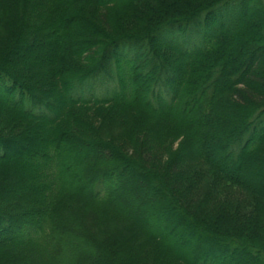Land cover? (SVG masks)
<instances>
[{
	"label": "trees",
	"instance_id": "obj_1",
	"mask_svg": "<svg viewBox=\"0 0 264 264\" xmlns=\"http://www.w3.org/2000/svg\"><path fill=\"white\" fill-rule=\"evenodd\" d=\"M70 1L73 10L67 13L63 11L62 0H0V8L12 16L9 17L12 38L4 47L3 59L0 57V103L12 111L10 114L23 119L24 129L32 128L40 133V144L30 153L38 156L40 161L28 169L31 172L28 180L41 181L34 189L36 199L31 201V205H37L23 208L14 215L8 214L13 207L0 206V264H68L69 257L77 259L73 253V242L76 244L77 240L61 241L67 234L86 242H89L88 235L94 237L76 229L81 227L88 231L81 216L87 211L94 214L98 224L109 229L110 238L106 245L96 240V244L90 242L101 248L111 264H219L211 254L191 262L181 254V249L171 248L165 236H158L146 227L147 222L140 216L123 212L114 204L116 185L120 186V180L131 167L136 176L147 180L154 190L165 196L166 208L184 225H189L206 241L219 244L229 256L243 253L257 264H264V184H249L238 172L252 158L264 164V0H205L197 6L198 12L192 10L189 14L184 12L187 11L183 8L185 0ZM230 9L234 12L225 18ZM257 10L260 11L258 16ZM248 16H254V19L247 21ZM214 18L217 28H209ZM79 23L91 39L95 35L98 37L80 44L81 31L72 32L78 29ZM148 23L151 26L147 30L144 24ZM220 23L222 25L218 26ZM121 24L139 29L132 33L117 30ZM98 25L104 28V33L99 32ZM253 25L255 37L243 49L245 58L238 68L239 62L230 57L222 58L221 53L226 52L227 38H237L244 28L248 31ZM41 34H56L55 37H61L62 42L54 47L49 66L31 61L38 63L36 69L42 73L39 77L43 86L39 87L40 84L27 83L18 70L7 65V60L16 49L31 45ZM77 47L84 49L80 50L81 55L75 54L79 52L75 50ZM169 52H176L187 63L195 59L198 64L190 70H183L185 77L179 80L176 67L181 66L166 56ZM258 59L262 61L256 66ZM123 64L128 66L125 74ZM73 66L75 69L69 70ZM48 73L50 76H46ZM95 80L100 83L99 94L92 86ZM142 82L144 89L141 90ZM188 84L190 86L186 88ZM191 84L198 89L197 96L191 93ZM91 104H113L116 107L129 104L152 111L158 121L161 119L158 126H151L153 145L147 146V132L142 130L143 127L150 130L148 118L139 115L131 117L127 124L135 131L129 134L127 130L122 134L124 138L120 136L122 142L129 139L130 154L96 136L83 140L75 138L67 128V118ZM190 105L195 111L200 108L210 116L216 110L217 126L234 125L230 131L234 135L225 138L221 149L216 142L221 154H193L198 137L192 135V127L186 130L187 124L183 122L184 112ZM175 111L180 114L179 124H184V132L191 134L183 135L184 141L172 151L170 144L166 143L182 137L178 136L182 130L177 116H171ZM10 120L14 121L13 117L6 114L0 118V126L9 125ZM21 128L19 124L17 131L15 128L12 131L21 133ZM215 128L211 125L209 129ZM7 129L11 130V126ZM74 133L77 135L76 131ZM67 134L71 137L69 143ZM16 138H0V168L11 170L9 179L11 176L19 178L22 185L23 157L9 154L11 145L21 139ZM71 139L79 146L87 144L105 154L108 151L106 159L111 162L117 158L115 155L122 152L123 156L116 169L100 174L82 191L81 187L73 186L67 180L68 175L65 176L70 164L63 162L60 143L70 148ZM158 140L162 143L157 144ZM199 157L213 165L218 181L229 182L239 189V201L234 203L209 196L202 202L200 187L191 182L189 168V162ZM6 183L8 185L1 188V195H6L9 190L6 188L12 185ZM21 185L18 188L24 186ZM11 198L30 204V200L21 201L16 195ZM244 198L256 205L252 214L240 211L249 203L241 200ZM125 215L136 226L134 235L124 234L119 229V224L124 222L120 217L125 218ZM60 244L67 245L71 253H62Z\"/></svg>",
	"mask_w": 264,
	"mask_h": 264
},
{
	"label": "rangeland",
	"instance_id": "obj_2",
	"mask_svg": "<svg viewBox=\"0 0 264 264\" xmlns=\"http://www.w3.org/2000/svg\"><path fill=\"white\" fill-rule=\"evenodd\" d=\"M203 1L205 0H185L183 2L184 3L183 8L187 11L184 12H187L188 14L192 10L198 12L197 6H199ZM62 3H64L63 11H66L67 13L72 12L73 4L71 3L70 0H62ZM252 9L255 11L253 6ZM233 12L234 9H230V11H228V15L225 18H229ZM258 12L260 11L257 10V14H256L257 16H258ZM105 13L107 12H104V14ZM9 17L12 16L11 15L9 16L7 11H5L3 8H0V57L5 50L4 47L8 45L9 41H11L10 39L12 38V36L10 35L12 31L9 21L11 19ZM249 17L250 16L247 17V21L254 19L253 18L254 16L252 18ZM215 22H216V18L211 19L209 23V28L211 26H216ZM221 25L222 23H220L218 26ZM144 26H146L145 28H147L148 30L151 25L150 23H148L147 25L144 24ZM77 28H78L77 30H72V32L75 33L77 31L78 32L81 31L82 34L81 38L78 39V41H80L79 42L80 44L84 41H89L98 37L95 35L92 36L93 38L91 39L90 35L85 31L83 25L80 23L78 24ZM214 28H217V26ZM254 28H255L254 25L251 26V28L248 31H246V28H244L241 31V34H238L239 36L237 38L234 37L227 38L229 42L226 43L227 44V46L225 47L226 52L225 54L221 53V57L225 59L230 57L235 61L239 62V64L243 62L245 58V52H244L245 50L243 49H245V47L249 45V42H252L250 39L255 37L253 36ZM138 29L139 28L134 25L128 26L125 24H121V27L117 28V30L130 31L131 33L136 32ZM98 30H100L99 32L104 33L103 31L104 28L100 27L99 25H98ZM93 33L95 34L94 30ZM55 35L56 34L45 36L41 34V36L39 35L38 38L36 37L37 40H35V42L33 41L31 45L28 46L25 44L21 48L16 49L12 57L9 60H7L8 63L7 65L12 68H15V70H18L19 73L24 77L23 79L26 81L28 80L27 83L31 85L40 84L39 87L43 86V80L39 77V75H41L42 73L39 69H36L38 63L36 64L35 62L47 63L46 66H49L50 63L49 58L55 50L54 47L62 42L61 41L62 39H60L61 37L56 38ZM73 36H74L73 38L76 37V35ZM69 43L70 42H68V44ZM81 47L84 48L83 45H81ZM75 50L79 51L75 53L76 55L77 54L81 55V51L84 49H80V47L79 48L77 47L75 48ZM76 55L75 57L77 58ZM166 56L168 58H171L179 62V65L181 67H176L177 65L174 64L177 70L176 72L178 74L179 80L185 77L183 75V72L186 71L185 69L190 70L194 65L198 64L197 60L195 59L192 60L191 63L189 62L187 63L186 61H184L185 58H183L176 52H169ZM82 57L85 58L86 56L82 55ZM31 61H35V62L31 63ZM260 61H262V59H258L255 65L257 66L258 64H260ZM135 65H139V64L135 63ZM122 66H123L122 69L123 73L125 74L128 66H126V64H123ZM241 66H242L241 64L238 65V68H241ZM61 67L63 69V66ZM74 69H75L74 66L69 67V70H74ZM48 75L50 76L49 73L46 76ZM190 76L192 77V74ZM187 77L188 80H190L189 74H187ZM45 83L48 84L51 82L48 83L45 82ZM99 84H100L99 80H95L92 83L94 92L98 94L101 91ZM189 84L187 85L186 88L190 86ZM195 84L196 83L194 81L193 85ZM143 86L144 85L142 82L140 87L141 90L144 89ZM52 87L53 86H51L50 84V88ZM196 92H198V89L197 88L194 89L192 87L191 93L197 96ZM223 98L221 97V99ZM3 105L4 104L0 103V118L5 117L6 114H9V116L13 117L14 121L10 120L9 125L6 124L5 126L2 125L0 126V138L1 139H11L13 137L21 138V139L16 138L17 141L14 144H12L11 147L9 148V152H10L9 154L10 156H19V158L23 157L24 160L23 165H25L24 170L20 171L21 173L20 176L23 179L21 182H23L22 185L24 186L19 188L18 186L21 185L20 179L19 178L13 179L12 176L9 179L8 176L10 175L9 173L11 170L0 168V192L2 186L8 185L6 182L12 184L10 185L9 188H6V190L9 189L7 190L6 195L4 193L1 195L0 193V199H1L0 206L13 207L14 209H10L11 211H9L8 214L14 215L16 213L18 214L21 210H24L23 208H29L37 205L36 203L31 205V201L34 202V199H36L35 198L36 195L34 194L36 192H34V189H36L35 186L39 184L41 181L38 179L36 181L28 180L29 176L31 175V172L28 169L40 161L38 156L30 155L31 151H33L36 148V146L40 144V139L38 137V134L40 133L32 128L24 129L25 126L22 123L23 119H18L12 113L10 114V112L12 111H9V109L6 106L3 107ZM190 106L191 107L186 109V111L184 112L186 114L183 117V122L187 124L185 129L186 130L187 128L191 129L192 127L191 129L192 135L198 137V140L195 143V149L193 151V154L198 152H206L212 156H215L214 152L221 154V152H219L220 151L219 149H221V146L224 143L225 138L234 135L232 133L230 134V131L233 129L232 127H234V125L229 124L228 126L225 127L226 124H224L221 127L220 125L217 126V123L215 124V122L217 121L214 118L215 113L217 112L216 110H214L213 111L214 113L212 114V116H210L209 114L205 115L204 111H202L200 108H197V110L195 111L194 107L192 105ZM242 110H244L245 112V108ZM246 111H248V109ZM173 113L172 115L171 114L170 115L172 117L177 116L176 118L178 120V125L181 128L180 130H182V133L178 136H182V137L178 138L173 143L172 142L166 143L168 145L170 144L169 146L171 147L172 151L173 149L175 150L176 148H178V146L184 141L183 135H187L188 133V131L187 133L184 132V128H183L184 124H179V122L181 121V118L179 117L180 114L178 112H176L175 114ZM247 114L248 113H245V115ZM75 115L76 116L78 115V117L75 118L74 117ZM75 115H70V117L68 118L66 117L67 120L69 119V121L67 122V128L69 129L70 134L72 136H75V138L78 139L79 138L88 139L89 137L96 136L99 137V140L105 143H108L110 145L116 144V146H120L124 148L126 153L128 154H130V152L132 151V148L130 149L129 147L131 146L129 139L127 138L125 139V142H122L120 136H122V134L124 135L127 130L130 131L129 134L135 131L133 128L127 126V124L131 122V117H135L139 115L142 118L144 117L148 118L149 124L147 126L148 129L150 130H146V128L144 127L142 128V130L145 129L144 131L147 132V140L145 139L147 146L148 144L153 145L152 137L154 135L151 133V129H152L151 126L155 127L158 126L159 123H161L160 121L161 119L158 121L156 119L157 116H155L152 113V111L140 110L136 108L134 105H129V104H119V107H116L113 104L103 105V106H95L91 104L88 106V108L85 109L81 108L80 111H78V113ZM171 121L175 122L174 120ZM240 121L241 120L239 118L238 123H240ZM19 124L20 127H22L21 133L16 132L17 131L16 126H18ZM209 125L210 126L212 125L216 128L214 130H210ZM9 126H11V130L7 129ZM12 128L13 129L15 128L16 131H12ZM220 130H222L221 133L219 132ZM74 131L77 132V135L74 133ZM66 137H67L66 140L71 138L68 134L66 135ZM122 137L124 138L125 136ZM71 141L72 142H70V148H67L65 143H60V147L61 149H63V153H64L63 162H65L66 164H70V168L68 167L69 169L68 174H66L65 176L68 175V178L66 177L67 180L73 186L78 185L79 187H81L82 191L87 189L90 185H92L94 181H96L99 178V177H95V173L97 171H99V173L101 174L102 173L107 174L109 170L117 166V162L120 163L119 160L121 159V156H123V153L121 152L119 153L120 155L118 154L115 155L117 158H115V161L111 162L108 159H106L107 157L106 154L108 151L105 154L104 151L97 150L96 148H93L87 144H82V146H79L72 139ZM216 142L219 143L220 146L219 149L218 147L215 146ZM160 143H162V141L158 140L157 144ZM132 145L135 146L134 144ZM69 158H71L72 160H69ZM252 159L251 161H246L243 169L238 172L242 174L241 177L249 184H253V185H256V183L264 184V164H260L259 160L253 161ZM189 163H190L189 168L191 170V174H190L191 182L192 183L195 182L200 187L202 193V202L208 200L209 196H212V199H220L222 201H231L234 203H236V201H239L238 200L240 195L239 189L231 185V183L229 182L218 181L217 172L214 169L213 165L204 161L200 157L195 159L193 158ZM127 172L128 173H126V175L124 174L125 176L122 177L121 179L122 181L120 180V186L118 187V185H116L118 190L116 192V199L114 200V204L116 206H119V208H121L123 212L130 211L129 212L130 214L131 212H133L132 213L133 215L140 216L142 220H145L147 222L145 223V226L151 228L155 232L154 234H157L158 236L160 235L165 236L164 239L167 241V244L168 243L170 244L171 248L173 247V248L181 249V254L187 257L191 262L194 260H198V258H203L204 256H208L211 254L218 259L219 264H257V262H255L253 258H249L248 255L246 254L236 253L234 255L229 256L228 252L224 250V248H221L219 244H216L211 241H206L201 235L196 233L193 228H191L186 223L184 225L180 218H177L173 213L169 212L168 208H166L164 204L165 203V201L163 200L164 195L162 194L163 196H161V193L157 192L156 189L154 190L151 184L147 180L142 179L141 176L138 175L136 176L135 175L136 172L132 167ZM6 179L9 180L5 182ZM11 195H16L19 199H21V201L30 200L28 201L30 202V204L19 202L18 200L11 198ZM241 200H245L246 202L249 203L245 208L241 209L240 211H242L243 213L252 214L256 209V205L249 198H244ZM81 216L85 219L84 224H85V228H87L88 231H84L81 227H77L76 229L80 231L79 233L89 232L95 238L88 235L89 242H86L85 240L82 239L81 240L76 239L75 235L73 234L68 235L66 233L67 235L63 236L64 238H62L61 243L62 242L65 243L66 242L65 239L69 240L68 242H70L72 239L77 240L76 244L75 242H73L74 245L73 253L75 254L74 255L75 257L77 256V259L76 258L71 259L69 257L68 264H111L112 261L109 259V257L105 256L101 248L95 245L97 242H99L100 244H105V245L107 244V241H109L110 238L108 233L109 229L102 227L103 226L102 224H98L92 212L87 211L84 215L82 212ZM120 218L124 222H121L119 224V229H121L124 234L126 233L130 235H134L136 226L134 222H132L131 218L129 219V217L126 215L125 218L124 217H120ZM90 241H93V243L95 244H92ZM68 242L66 243L67 245ZM67 245L63 246L62 244H60V251H62V253L64 252V254L69 252L71 253L70 249L66 248ZM126 264H133V263H126Z\"/></svg>",
	"mask_w": 264,
	"mask_h": 264
},
{
	"label": "bare ground",
	"instance_id": "obj_3",
	"mask_svg": "<svg viewBox=\"0 0 264 264\" xmlns=\"http://www.w3.org/2000/svg\"><path fill=\"white\" fill-rule=\"evenodd\" d=\"M101 173H99V171H97L96 173H95V177H100L101 175H100ZM145 177V176H144ZM146 179H147V177H145Z\"/></svg>",
	"mask_w": 264,
	"mask_h": 264
}]
</instances>
